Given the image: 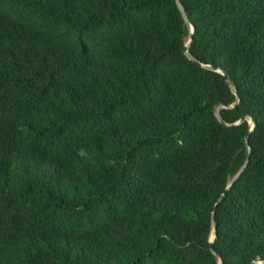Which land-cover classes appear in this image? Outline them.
Segmentation results:
<instances>
[{
    "label": "trees",
    "instance_id": "16d2710c",
    "mask_svg": "<svg viewBox=\"0 0 264 264\" xmlns=\"http://www.w3.org/2000/svg\"><path fill=\"white\" fill-rule=\"evenodd\" d=\"M180 1L0 0V264L264 261V0Z\"/></svg>",
    "mask_w": 264,
    "mask_h": 264
},
{
    "label": "water",
    "instance_id": "95a60500",
    "mask_svg": "<svg viewBox=\"0 0 264 264\" xmlns=\"http://www.w3.org/2000/svg\"><path fill=\"white\" fill-rule=\"evenodd\" d=\"M176 4H177V7L179 9V11L181 12V15L184 19V22L185 24L187 25V27L189 28V34H188V38L186 40V43H185V46L183 48V51H184V54L191 60L195 61V62H198L195 58H193L190 53L188 52V47L192 41V33H193V26L191 25L189 19H188V16L186 14V11L181 3L180 0H175ZM203 67L205 68H208V69H212V70H216L220 73H222L225 78H226V81L228 82V84L230 85V88H231V91L235 94V101L233 104H218L217 108H216V117L217 119L224 123L225 125L227 126H233V125H237L241 122H243L246 118H248V123H249V128L247 130V132L244 134V136L242 137V140L246 143L247 145V149H248V153H247V157H246V160L243 164V166L238 170V172L234 175V177L232 178V180L230 181V183L228 184V187L231 185V183L237 179V177L241 174V172L244 170V167L246 166L247 162H248V158H249V155H250V145H249V141H248V134L252 131L253 127H254V121L253 119L250 117V116H247L246 114H243L237 121L233 122V123H227L223 120L221 114H220V109L222 108H231V107H236L238 101H239V97H238V94L235 90V88L230 84L229 80H228V76H227V73L222 70L221 68L219 67H215V66H212V65H207V64H203L202 65ZM221 197H219L217 199V202L220 201ZM211 217H212V223H213V232L211 233L210 235V239H209V248L212 250V252L215 254V251L212 249V246H211V243L214 241L215 237H216V234H215V227H216V224L214 222V210H212L211 212ZM263 263L264 261H261V260H258V261H255L254 264H259V263ZM222 261L219 257V261H218V264H221Z\"/></svg>",
    "mask_w": 264,
    "mask_h": 264
}]
</instances>
